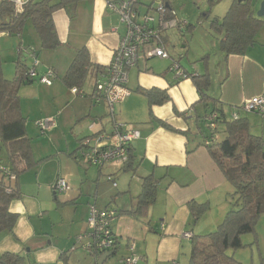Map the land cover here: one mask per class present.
Returning <instances> with one entry per match:
<instances>
[{"label": "crops", "instance_id": "1", "mask_svg": "<svg viewBox=\"0 0 264 264\" xmlns=\"http://www.w3.org/2000/svg\"><path fill=\"white\" fill-rule=\"evenodd\" d=\"M166 1L173 8L170 1ZM234 1L227 0L225 9ZM261 1L254 0L256 17ZM156 2L140 0L139 11L146 13ZM262 19L264 21V17ZM53 21L62 43L56 50L42 49L31 22L21 36L0 34L6 79L15 78L19 64L25 69L31 66L33 61L27 51L37 53L40 75L51 69L56 77L51 86L35 81L19 92V96L23 93L27 100L24 102L20 97L22 114L27 120L35 113L36 128L40 132L38 122L53 119L54 125L41 132L43 137H37L35 142L30 121L27 122L33 157L41 163L14 182L19 197L11 201L8 209L16 216V222L12 232L0 234V256L18 255L25 258L26 264H121L132 254L128 246L133 243L138 264H188L192 239L184 235L202 236L214 232L232 208L229 194L234 187L204 144L201 121L210 109L198 104L200 95L193 81H177L170 66L178 61L191 74L208 70L212 80L210 93L230 119L246 102L264 96V26L254 46L245 54L226 57L218 49L215 61L218 65L213 71L211 64L215 57L209 55L207 67L201 61L207 52L198 63L192 64L144 56L130 71L128 87L132 94L115 108L114 117L115 122L141 132V138L133 143V169L114 163L99 169L82 162L79 151L85 138L113 132L114 120L108 105L94 101L92 94L96 69L104 70L112 63L125 28L120 26L118 15L108 9L107 0H78L56 11ZM176 37L177 34L173 42ZM82 49L88 51L91 64L86 84L80 89L83 97L74 94L62 81ZM155 59L157 62H151ZM154 89L167 92L169 100L151 107L146 93ZM239 113L248 121L251 134L264 140V115ZM164 123L175 131L166 129ZM9 167L10 162L6 169ZM149 176L155 179L156 202L147 216L133 214L143 181ZM58 179L67 181V192L54 191ZM194 201L210 205L196 225L192 223L189 208ZM93 206L118 212L112 221L118 247L110 257L107 253L91 256L80 249L72 252L76 238L88 230ZM263 220L256 237L250 234L245 242L242 240L247 246L245 250L254 253L253 264H262L264 259ZM239 252L242 251L236 254Z\"/></svg>", "mask_w": 264, "mask_h": 264}, {"label": "trees", "instance_id": "2", "mask_svg": "<svg viewBox=\"0 0 264 264\" xmlns=\"http://www.w3.org/2000/svg\"><path fill=\"white\" fill-rule=\"evenodd\" d=\"M77 1L29 0L24 5L23 12H18L13 0H0V34L21 36L26 25L31 22L41 40L42 49L56 50L62 43L57 34L53 14ZM206 18H209L208 14ZM263 26V19L255 15L254 0H245L242 3L235 0L224 17L212 19L210 29L218 37L219 50L228 57L245 54L254 46ZM193 28L190 24L188 31H192ZM35 54L37 56V53ZM209 58L207 55L201 60L205 66L208 65ZM90 67L88 51L80 50L63 78V84L71 89H82L89 77ZM27 70L28 68L25 69L19 64L15 78L6 79L0 51V145L6 148L10 161L8 169L0 164V234L12 232L16 222V216L9 213L8 209L11 201L19 197L11 177L17 180L24 172L41 163L36 162L33 157L31 139L27 133L28 120L22 114L19 96L22 87L38 81L28 79L25 76ZM96 71L98 79L105 69L97 68ZM189 76L200 95L198 104L210 109L201 121L204 144L234 190L229 194L232 208L218 228L204 236L192 235V250L188 264H242L235 261L229 252L247 248L242 241L243 237L250 234L256 237L257 225L264 217V140L251 134L248 121L240 116L239 112L244 111L242 108L234 111L230 119L227 118L223 106L210 93L212 80L208 70L203 74L189 73ZM146 95L151 107L162 105L169 100L165 91L154 89L148 91ZM213 113L218 115L214 131L207 121L208 116ZM246 113L264 115V112ZM234 114L238 115V119L233 118ZM163 126L175 131L166 123ZM206 142L211 144L207 145ZM133 164L132 144L126 166L133 169ZM156 198L155 179L149 176L143 181L142 193L132 213L147 216ZM189 208L192 223L196 225L209 210L210 205L194 201L189 204ZM0 264H26V260L21 256L6 253L0 256Z\"/></svg>", "mask_w": 264, "mask_h": 264}, {"label": "built area", "instance_id": "3", "mask_svg": "<svg viewBox=\"0 0 264 264\" xmlns=\"http://www.w3.org/2000/svg\"><path fill=\"white\" fill-rule=\"evenodd\" d=\"M13 2L18 12H23L27 2L23 0H13ZM139 2L140 0H107L108 9L118 15L119 24L125 28V32L120 38L112 63L98 76L92 98L96 102H106L113 120L115 108L125 103L132 94L128 87L131 69L136 68L144 56L171 60L166 44L173 40L174 35L184 34L190 27V23L181 19L176 10L167 6L166 0H157V5L152 6L146 13L139 11ZM179 38L178 35L177 39ZM176 42L173 43L176 44ZM142 51H146L145 55L141 54ZM27 52L33 62L25 76L30 80H38L42 84L51 86L56 78L55 73L48 69L44 75L39 76L40 61L34 51ZM170 72L179 81L190 78L189 73L178 61L172 62ZM72 92L79 96L84 95L78 89H72ZM241 108L245 112L263 113L264 97H255ZM217 118L216 113L207 118L209 127L213 131L217 127ZM233 118L238 119V115L234 114ZM53 125V119H45L37 124L42 132L49 130ZM94 126L95 124L91 129ZM140 138L141 132L138 129L114 120L112 134L97 133L81 142L79 158L85 164L99 169L108 163L126 165L129 161L130 147ZM206 144L211 143L206 142ZM11 179L13 182L16 181L15 177ZM108 180L112 181V178L109 177ZM113 185L117 186L116 183ZM53 189L56 193H64L69 190V185L65 179H58ZM117 216L118 212L114 209L98 210L93 206L87 222L88 230L76 238L72 252L80 249L95 257L115 252L118 247V237L112 229V221ZM184 237L192 239L190 233H186ZM128 247L132 254L125 257L121 264H138L139 258L134 254V244L129 243Z\"/></svg>", "mask_w": 264, "mask_h": 264}, {"label": "rangeland", "instance_id": "4", "mask_svg": "<svg viewBox=\"0 0 264 264\" xmlns=\"http://www.w3.org/2000/svg\"><path fill=\"white\" fill-rule=\"evenodd\" d=\"M172 4V7L178 13V16L181 19L188 21L194 28L192 31H187L184 34H178L180 36L179 40L174 44L172 41L166 44V49L171 56V60H180L182 63H195L199 62L206 54L215 57L214 61L212 58L211 67L212 71L217 67V50L219 49L218 37L211 31L210 25L211 21L215 17L222 18L229 9H225L227 0H169ZM259 2V0H255ZM264 0L259 4V8L262 5ZM157 4L155 3L154 6ZM230 8V7H229ZM209 15V18H206V15ZM217 46V49L215 48ZM157 62L151 60V62ZM197 62V63H198ZM20 97L25 100V95L20 94ZM29 101V100H28ZM30 121V122H29ZM37 116L35 113L32 115L31 119L28 120L29 127L33 130L32 134L37 142V137H43L42 133L36 128ZM224 135H222L223 137ZM9 156L6 148L0 146V164L2 167L7 168L9 165ZM264 219V217L262 218ZM262 219L259 221L261 223ZM264 221V220H263ZM258 223V225H259ZM257 225V229H258ZM204 236V235H202ZM252 236V234L250 235ZM244 236V242L246 240ZM245 244V243H244ZM246 249V248H245ZM241 250L233 252L230 251L229 254L235 259V261L242 264H253L254 253L248 250ZM240 251V250H239ZM244 255V257H242ZM241 256V258H240ZM246 262V263H245Z\"/></svg>", "mask_w": 264, "mask_h": 264}, {"label": "water", "instance_id": "5", "mask_svg": "<svg viewBox=\"0 0 264 264\" xmlns=\"http://www.w3.org/2000/svg\"><path fill=\"white\" fill-rule=\"evenodd\" d=\"M245 0H238V2L239 3H242V2H244ZM168 7H170V5L168 4L167 5ZM257 16H258V18H263L264 17V2L262 3V5H261V9H260V11L257 13ZM176 38H178V37H176ZM178 40V39H177ZM176 40V41H177ZM115 253L114 252H112V253H107V255L110 257V256H112V255H114Z\"/></svg>", "mask_w": 264, "mask_h": 264}]
</instances>
